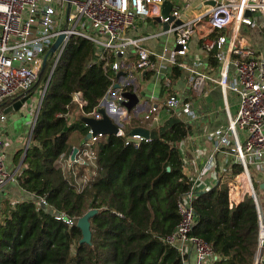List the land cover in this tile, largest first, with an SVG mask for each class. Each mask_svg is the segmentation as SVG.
<instances>
[{"label": "trees", "instance_id": "trees-1", "mask_svg": "<svg viewBox=\"0 0 264 264\" xmlns=\"http://www.w3.org/2000/svg\"><path fill=\"white\" fill-rule=\"evenodd\" d=\"M216 35L213 32L211 37ZM62 52L56 64L50 54L26 93L0 103L3 111L24 96L38 93L40 99L55 64L18 176L21 187L34 198L4 203L0 264H184L179 249L166 238L180 221L178 200L191 187L179 149L190 125L174 114L164 125L151 129L149 140H135L129 133L101 137L96 143L97 176L78 190L57 167L58 158L71 151L72 130L81 124L70 125L65 114L77 109L75 91H81L87 101L85 113L98 107L118 80L110 65L118 55L112 52L102 59L96 44L80 35L72 37ZM211 60L214 63L216 58ZM173 69L178 76L179 67ZM82 124L81 130L88 131ZM15 153L18 162L23 150ZM232 167L233 173L243 170L238 163ZM256 187L257 200L245 199L233 207L230 203L252 195L235 177L224 176L222 185L197 191L192 202L197 218L192 235L215 249L219 258L212 264L258 262L264 195L257 183ZM40 199L46 201L45 207L38 204ZM94 208L92 239L83 242L76 222ZM61 214L77 221L70 225L57 218ZM260 259L263 263L259 264H264V244Z\"/></svg>", "mask_w": 264, "mask_h": 264}, {"label": "built area", "instance_id": "built-area-1", "mask_svg": "<svg viewBox=\"0 0 264 264\" xmlns=\"http://www.w3.org/2000/svg\"><path fill=\"white\" fill-rule=\"evenodd\" d=\"M166 1L168 0H0V103L26 93L31 88L39 76L48 50L62 34L64 39L53 52L55 64L70 39L80 35L92 40L100 51L101 58L105 60L112 52L125 57V49L133 44L138 58L133 62L132 68L153 70L157 54L142 47L140 39L128 37V30L137 17L149 19L161 16L162 6ZM171 1L175 21L170 23L167 32L175 31L176 46L173 49L164 48L159 54L166 61L163 65L166 70L165 85L171 86L173 67H179L191 72L192 89L199 93L204 90L210 77L200 69L201 60L194 59L190 66L186 61L191 53L190 39L198 34L201 48L208 56L221 62V75L213 80L225 92L232 90L239 97L237 115L231 117L225 127L218 128L209 135V139L214 142V149L200 175L216 169V153L225 152L228 158L225 160L224 172L214 170L217 171L215 184L222 185L223 177L232 173V164L238 163L243 170L234 173V177L245 175L247 182L253 187L250 197L230 203V207L245 199L257 200L253 171L264 175V57L249 39L241 37V33L249 26L263 30L264 0H213L214 3L209 0ZM259 17L262 19L260 25L257 24ZM213 32L217 34L216 37H211ZM108 64L109 62L106 63ZM110 65L117 74L122 72L118 60ZM116 83L119 81L114 82L103 98L105 101L101 100L98 107L103 106L119 123L117 135H126L128 132L123 130L124 121L113 116V112L126 115L128 109L125 103L129 101L126 93L134 91H128L127 88L125 90L121 83L115 88ZM73 103L85 116H100L98 107L89 114L83 111L87 101L81 91H75ZM161 107L169 113L181 107L187 114H194L190 104L182 103L177 93L170 94ZM149 110L145 116L146 127H151L160 118L161 109L156 104ZM6 116L0 111V121H4ZM65 116L70 118L71 113ZM86 126L92 133L90 127ZM103 136L93 134L80 145L72 146L71 151L63 153L57 160V167L78 190H82L97 176L99 153L96 143ZM132 137L135 140L145 139L140 135ZM5 146L6 141L0 134V188L15 178L6 165ZM74 147H77V153L72 158ZM200 175L191 182L190 190L178 200L180 221L174 233L166 238L168 243L179 249L184 264L189 251L193 249L197 253L196 264H212L219 258L211 244L200 236L192 235L197 219L192 202L197 191L202 190L198 188ZM213 185H207L203 190L211 189ZM42 202L47 204L44 199H40L38 204L41 205ZM57 218L64 219L70 225L77 221L68 219L65 214L58 215ZM259 262L263 263V260L259 259L257 263Z\"/></svg>", "mask_w": 264, "mask_h": 264}, {"label": "crops", "instance_id": "crops-1", "mask_svg": "<svg viewBox=\"0 0 264 264\" xmlns=\"http://www.w3.org/2000/svg\"><path fill=\"white\" fill-rule=\"evenodd\" d=\"M149 19L154 20V18ZM149 19L143 18L142 20ZM141 28L142 26L137 25L135 26V31ZM245 30L253 31V34L251 36L252 38L250 37L251 39L249 38V40L253 47L257 49L258 53L264 57L263 30L251 26L245 28ZM129 36L130 35L128 31V37ZM154 36L156 37L157 35ZM193 36L195 39L193 41L195 50L190 47L191 53L189 57L186 58V61L190 66L192 65L194 59L199 58L202 62V66L200 67V69L208 73L210 79L206 81L203 87L204 90L202 92H196L194 89H192V86L190 87V91L189 89H187V85H191V72L187 69L179 68L181 72L178 76H175V74L173 73V69V82L170 87H167L164 83V77L166 76V70L164 68L158 70V72L154 69L150 71L134 70L132 68V64L138 58L137 50L135 48V52H132L130 50V53L126 54V57L118 55L117 60L121 63V71L123 72V76H119L118 81L119 83H121V86L123 84L124 89L128 87V91L129 89H131L137 94L138 102L131 108V110H127L126 115L124 113L120 114L117 112H113V116L120 117L121 120L124 121L123 130L128 132L129 135L132 132V129L137 127H144L150 130L151 132L152 128L164 125L165 122L174 114L178 115L183 121L188 123L191 129L190 133L184 140L179 143V149H181L182 152L183 172L191 180V182L196 180L197 177L201 174L203 169L202 167L211 155L212 149H214V142L209 139V135L211 134V132L217 130L218 128L225 127L229 123L230 118L237 115L239 109L238 94L232 90L225 92L224 88H222L221 85L216 83V80H213L214 78H219L221 75V62L216 60L213 63L211 60L212 56H208L205 50L201 48V40L199 35L194 34ZM193 36L190 40L193 39ZM130 37L138 38L141 40V37H134L133 35ZM142 47L154 52L152 48H147L145 46ZM185 74L186 80L180 81V78L182 76H185ZM179 81L180 83L177 85ZM176 85L178 89H176ZM114 87L118 88V86L115 85ZM179 89H183L182 95L180 96V98L182 99V103H189L190 109L193 110L194 114H187L181 107L177 111L169 113L167 109L161 107V105L166 101L170 94L176 93L175 90ZM32 96L33 95H31V97ZM34 98L35 101L33 102L28 111V118H30L29 121L18 125V116H16L15 114L16 111L12 112V114H7L6 123L4 121H0V134L2 138L6 141V158L8 156V153L10 154V156H12L14 153V157H16L15 152L20 149L23 150V155L20 160L16 162V166H11V164L7 165L8 171L10 172L12 170L10 173L15 176V178L13 180L11 179L5 186L0 188V220L3 218L2 208L4 207V203L6 201H8L10 204H14L15 201L34 198V194L27 192L21 187L18 177L20 175L19 170L23 164H21V162L25 154L24 151L29 142V139L31 138L32 140V128L37 114L36 110L40 102L38 93L34 94ZM103 100L104 99H102V101ZM155 104L159 107V109H161L159 121L153 123L151 127H146L147 122L145 121V116L150 111L149 109L151 108V106ZM19 110H17V112ZM84 116L85 115L83 112L78 109H74L71 112V116L69 118L70 125L72 123H75L76 121H80L82 124V118ZM81 124L79 129L80 131H82ZM83 124L82 127H86L84 126L85 124ZM16 126H18V130L16 129ZM7 132H9L10 134ZM88 132L89 131H85L84 128V131H82L83 135L77 136L78 143H72L70 145H80L87 138ZM10 135H12L10 137L11 140L9 139ZM227 158L228 156L225 152L216 153V169H213L211 172L203 173L202 176L200 175L201 180H198V188L203 189V187L207 185H213L216 183L215 178L217 171L214 170H220V167H224L225 160ZM231 174L234 173L232 172ZM253 175L255 177V183H257L260 188L259 192L264 195V188L260 186V184L264 182V175L259 174L257 171H253ZM196 263L197 253L196 250L193 249L189 251L185 264Z\"/></svg>", "mask_w": 264, "mask_h": 264}, {"label": "water", "instance_id": "water-1", "mask_svg": "<svg viewBox=\"0 0 264 264\" xmlns=\"http://www.w3.org/2000/svg\"><path fill=\"white\" fill-rule=\"evenodd\" d=\"M211 3H214L213 0H209ZM172 1L171 0H168L166 1L163 6H162V15L161 16H157V17H154V20L156 22H159V23H162L163 26H164V30L165 31H168L169 29V25H170V19L173 18L172 16ZM64 39V34L60 35L58 37V39L56 40V42L50 47V49L48 50L47 52V55L45 57V61L43 63V66H42V69H44V67L46 66V62L48 60V57L50 56L51 53L55 52L58 48V46L61 44V42L63 41ZM178 48V46H177ZM53 69H54V66L52 67L51 69V74L49 76V79L42 91V95H41V98H40V102L38 104V107H37V110H36V117H35V120H34V125H33V128L35 126V123L38 119V115H39V110H40V107H41V104L43 102V99L45 97V92H46V89L50 83V80H51V77H52V72H53ZM121 77L123 76V72H120L118 74V77ZM115 86H119V83H116ZM126 96L127 98L129 99V101L127 103H125V106L127 107L128 110H131V108L137 104L138 102V96L135 92H127L126 93ZM31 96H24L18 100H16L15 102L12 103V105H9L7 107H5V109L3 110V113H5L6 115L7 114H12V112L14 111H17L19 109H21L23 107V105L30 99ZM97 111L100 113V116H92V117H88V116H84L82 118L83 120V123H85V125H88L91 129V131H93L92 133L94 135H98V134H102L104 136H108V135H112V134H117L119 132V123L116 122L113 118H112V115H110V112L107 111L103 106H100L97 108ZM33 128H32V132H33ZM91 132H89L87 134V138H91L92 137V134ZM33 134V133H32ZM132 135H140L142 137H144L145 139H149L151 137V132L150 130L144 128V127H137V128H133L132 129V132L130 133V136ZM32 137V136H31ZM31 143V138L29 139V142L26 146V149L24 151V156H23V160L21 162V164L23 163L24 159H25V156H26V151L27 149L29 148V145ZM77 153V147H74L73 148V154H72V158L75 157ZM169 169V168H168ZM170 170V169H169ZM260 186L262 188H264V182L260 184ZM43 207L46 206V204L44 202H42L41 204ZM96 209H91L89 210L86 214H84L83 216H81L78 221H77V226L81 229V231H83V238L81 241L83 242H87V243H90L91 242V239H92V231H91V224H90V220L91 218L94 216V214L96 213ZM262 226V232L264 230V225L261 224ZM262 232H261V235H262ZM263 240L260 238V249H259V255H258V260L260 259V256H261V253H262V248H263ZM258 264V263H256Z\"/></svg>", "mask_w": 264, "mask_h": 264}, {"label": "rangeland", "instance_id": "rangeland-1", "mask_svg": "<svg viewBox=\"0 0 264 264\" xmlns=\"http://www.w3.org/2000/svg\"><path fill=\"white\" fill-rule=\"evenodd\" d=\"M172 10H173L172 11L173 18L170 19V23L175 21V13H174L175 10L173 8H172ZM142 19L139 18V17H137L135 19L134 25H132L129 28V30H128L129 31V35L130 36L133 35L134 37H141V40H140L139 44L142 45V46H145L147 48H152V50H154L155 54H157L154 70L158 72V70H161L163 68V65L166 64V61L164 59L160 58L159 54H161L164 51L163 50L164 47L172 48V49L175 47V45H176V33H175L174 30H169V32L165 31L163 24L159 23V22H156L155 20H152V19L142 20ZM261 21H262V19H261V17H259L258 21H257V24L260 25ZM145 24H146V26H145ZM137 25L138 26H142V28L137 30V31H135V26H137ZM263 32H264V28H263ZM252 34H253V31L243 30L242 33H241V37L249 39L252 36ZM154 35H157V36L155 37ZM194 40L195 39H194V36H193V39L190 40V43H191L190 47L195 50L194 43H193ZM125 50L127 51V54L130 53V50L132 52H135V46L133 44H129ZM126 56L127 55H125V57ZM140 71H142V70H140ZM183 80H186V74H185V76H182L180 78V81H183ZM180 81L177 83V85L180 83ZM177 85H176V89H178ZM190 87H191V85L190 86L187 85V89H189V91L191 90ZM175 91H176V93L179 96H181L183 89H179V90H175ZM34 101H35V98H34V95H33L31 97V99H29L24 104V106H23V108L21 110H19L18 112L17 111L15 112L16 116H18V118H17L18 119V121H17L18 125H21L22 123L27 122V121L30 120V118H28V114H29L28 111H29V109H30V107H31V105L33 104ZM6 119H7V116H6ZM6 119L4 120L5 123H6ZM16 129L18 130V126H16ZM79 129H80V127L72 130L69 144L78 143V137L77 136L78 135H83L82 131H80ZM0 131H1V129H0ZM7 133H9V132H7ZM11 136L12 135L9 136L10 140H11V138H10ZM8 164H11V166L12 165L16 166V160H15V157H14V153H13L12 156H10V154L8 153V156L6 158V165H8ZM220 171L224 172L223 167H220ZM227 176L229 178H232L235 175L231 174V173H228ZM204 177H205V175H204ZM254 187L257 190L255 182H254Z\"/></svg>", "mask_w": 264, "mask_h": 264}, {"label": "bare ground", "instance_id": "bare-ground-1", "mask_svg": "<svg viewBox=\"0 0 264 264\" xmlns=\"http://www.w3.org/2000/svg\"><path fill=\"white\" fill-rule=\"evenodd\" d=\"M236 178V182L239 184V185H242L243 183L246 184V186L250 189V191L252 192L253 191V187H251V185L247 182V177L245 175H238L235 177ZM261 239L263 240L264 242V230L262 232V235H261Z\"/></svg>", "mask_w": 264, "mask_h": 264}]
</instances>
